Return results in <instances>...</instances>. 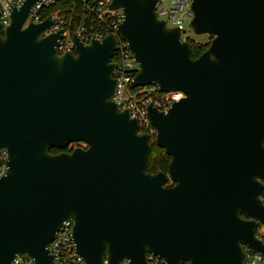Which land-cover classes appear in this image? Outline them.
I'll use <instances>...</instances> for the list:
<instances>
[{
    "label": "water",
    "instance_id": "water-1",
    "mask_svg": "<svg viewBox=\"0 0 264 264\" xmlns=\"http://www.w3.org/2000/svg\"><path fill=\"white\" fill-rule=\"evenodd\" d=\"M191 1V28L212 38L198 58L158 17L161 0H112L116 32L89 44L74 32L63 54L65 30L46 35L52 16L24 27L40 0L0 22V264H56L49 246L70 221L85 264H149L148 254L248 264L244 246L264 255V0ZM120 40L139 65L132 89L185 96L166 113L148 106L154 141L114 101ZM153 142L167 172L148 171Z\"/></svg>",
    "mask_w": 264,
    "mask_h": 264
},
{
    "label": "built area",
    "instance_id": "built-area-1",
    "mask_svg": "<svg viewBox=\"0 0 264 264\" xmlns=\"http://www.w3.org/2000/svg\"><path fill=\"white\" fill-rule=\"evenodd\" d=\"M25 0H0V22L8 23L15 7H19ZM63 0H40L32 9L24 27L30 23H41L49 16L56 20V25L47 33L64 29L63 39L58 48L60 54L74 50L73 33H77L81 40L87 44L93 38L102 40L106 36L115 33L118 25L123 20L120 10L112 11L109 5L112 0H86L83 8L79 10L77 19L73 16L68 21L65 16L58 13L45 15L44 11ZM161 0L157 13L160 19L167 21L169 27H178L182 31L183 40L189 41L190 35L186 33L185 27L190 26L193 18L191 10V0H171V5L165 7ZM75 12V9L73 10ZM74 25V29L72 26ZM112 62L117 65L115 77L118 79V89L114 101L121 110L128 109L133 118L139 121L141 133L155 135L156 131L152 127L148 118L147 108L153 104L159 111L168 112L175 101L185 97L182 93H160L157 86H146L136 89L131 88V83L139 70V65L127 49V43L120 40L118 48L114 54ZM8 151L0 149V180L6 175L8 169ZM264 202V195L262 197ZM256 235L264 240V224L259 223ZM53 255L56 256V264H85L83 259L76 253L73 238V221L65 223L57 233L54 241L49 246ZM248 254L246 263L264 264V255L244 246ZM149 264H165L164 260L153 255L147 256ZM13 264H35L34 259L19 256ZM107 264V262L105 263ZM121 264H132L129 260H124ZM189 264V263H183Z\"/></svg>",
    "mask_w": 264,
    "mask_h": 264
},
{
    "label": "trees",
    "instance_id": "trees-1",
    "mask_svg": "<svg viewBox=\"0 0 264 264\" xmlns=\"http://www.w3.org/2000/svg\"><path fill=\"white\" fill-rule=\"evenodd\" d=\"M86 1L83 0H63L52 7L46 9L44 11L45 15H49L51 13H58L60 16H65L69 21L70 18L73 16L77 19L78 12L83 8ZM75 9V12L73 10ZM74 25L72 26V29ZM212 39V38H211ZM191 44L193 57L198 58L201 54H203L210 46L211 41L208 45H200L196 43L194 40L189 39ZM52 153L56 154L61 152L57 149H52ZM171 163V157L168 156L162 148L158 147L155 142L151 145V153L148 160V171L150 173H158V172H167L169 165Z\"/></svg>",
    "mask_w": 264,
    "mask_h": 264
},
{
    "label": "rangeland",
    "instance_id": "rangeland-1",
    "mask_svg": "<svg viewBox=\"0 0 264 264\" xmlns=\"http://www.w3.org/2000/svg\"><path fill=\"white\" fill-rule=\"evenodd\" d=\"M86 1V0H83ZM163 5L165 7H169L171 5V0H164L163 1ZM186 33L190 35V38L192 40H194L196 43L200 44V45H208V43L211 41V38L209 35L205 34V35H196L193 31L192 28L186 26ZM152 136V140H155L156 134L155 135H151ZM77 147H81V148H87V145L83 142L80 143H72L70 144L69 148L70 150H73Z\"/></svg>",
    "mask_w": 264,
    "mask_h": 264
},
{
    "label": "flooded vegetation",
    "instance_id": "flooded-vegetation-1",
    "mask_svg": "<svg viewBox=\"0 0 264 264\" xmlns=\"http://www.w3.org/2000/svg\"><path fill=\"white\" fill-rule=\"evenodd\" d=\"M67 151H70V149H68Z\"/></svg>",
    "mask_w": 264,
    "mask_h": 264
}]
</instances>
